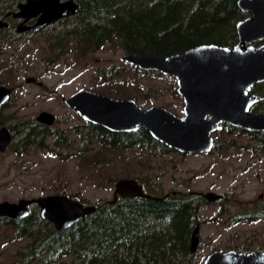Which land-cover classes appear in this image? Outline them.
<instances>
[{"label":"trees","instance_id":"16d2710c","mask_svg":"<svg viewBox=\"0 0 264 264\" xmlns=\"http://www.w3.org/2000/svg\"><path fill=\"white\" fill-rule=\"evenodd\" d=\"M74 1L78 4L77 12L58 22L66 23L71 19L75 22L66 24L57 36H50L49 49L55 54L48 60L56 61L70 50L84 56L106 44L118 45L124 53L156 57H166L200 44L232 47L236 42L235 24L244 17L236 0ZM124 69L127 73L130 69L139 75L162 76L159 72L140 70L129 64L126 68L110 65L106 70L96 69L98 86L105 89L104 93L111 91V95L128 97L127 90L133 87ZM171 80L175 83L173 78ZM252 91L260 100L250 111L264 112V82L254 86ZM140 92L141 89L136 90L131 97L145 101L147 96L140 95ZM0 117L2 126L4 118L1 111ZM7 127L16 133L22 130L17 140H14L13 133L9 146L16 154L27 153L33 148L47 149L52 156L65 159L75 153L87 163L99 164L97 167L102 168L108 165L106 155L109 152L137 148L161 155L178 153L144 129L112 132L86 121L66 128L31 121L14 122ZM220 131L245 134L258 143L254 149L264 150V132L246 131L227 123H223L217 132ZM49 136L53 137L51 144L47 143ZM127 177L135 178L144 192L162 199L118 197L115 202L104 200L93 204V213L63 230L55 229L52 223L31 209L26 218L0 217V230L9 229L13 240L25 241L16 251L21 264H53L67 257L72 262L83 264H124L128 261L161 264L193 260L195 253L189 246L191 233L200 224V201H197L201 199L207 203V200L194 193L171 191L162 194L160 186L152 184L147 176L141 174H128L124 178ZM118 179L109 177L105 182ZM251 202L232 215L233 223L264 221V202ZM249 248L244 243L239 250Z\"/></svg>","mask_w":264,"mask_h":264},{"label":"rangeland","instance_id":"374dc122","mask_svg":"<svg viewBox=\"0 0 264 264\" xmlns=\"http://www.w3.org/2000/svg\"><path fill=\"white\" fill-rule=\"evenodd\" d=\"M73 22L75 19L50 25L42 35H36L39 43L3 44L0 83L14 88L13 98L2 110L3 126L14 122H36L35 117L41 111L55 115L56 120L51 127L66 128L83 124L85 120L63 102L64 97L79 88L132 99L131 95L141 89L139 94L146 95L147 99L135 100L140 106H162L176 115H183L184 103L176 92V82L173 83L170 76L139 75L130 69L127 73L124 69L133 87L127 90L128 97L111 95V91L103 92L105 89L98 86L96 69L106 70L110 65L121 68L128 66L122 59L124 52L118 45L106 44L84 56L70 50L56 61L48 60L55 54L49 49L50 36H57L59 30ZM44 37L48 39L42 42L41 38ZM27 77H35L42 82V86L27 83ZM13 133L14 140H17L22 130ZM213 137L215 147L209 153L161 155L133 148L109 152L106 155L108 165L104 168L97 167L99 164L87 163L75 153L63 159L52 156L47 149L33 148L27 153L16 154L9 147L5 152H0V202L61 194L90 205L113 198L116 181L105 182L109 177L124 178L128 174H141L147 176L152 184L160 186L162 194L171 191H212L221 195L215 202L197 201H200V230L194 261H202L216 249L238 250L244 243L248 244L250 250L258 247L264 249L263 220L232 222V215L251 205L252 200L264 202V150L254 149L258 143L245 134L220 131L215 132ZM52 140L53 137H50L48 144ZM31 209L39 215L36 205H31ZM11 236V230H0V264H21L16 251L25 241L13 240ZM61 261L70 262V259L67 257Z\"/></svg>","mask_w":264,"mask_h":264},{"label":"water","instance_id":"95a60500","mask_svg":"<svg viewBox=\"0 0 264 264\" xmlns=\"http://www.w3.org/2000/svg\"><path fill=\"white\" fill-rule=\"evenodd\" d=\"M238 7L250 16L236 24L238 41L232 47L200 44L184 51L156 57L148 54L124 53L122 59L140 70H153L175 79L176 92L183 100V115H176L162 106H140L132 98H116L86 88H79L63 98L65 105L85 121L100 125L112 132H133L144 129L170 149L182 154L209 153L214 148L213 134L227 123L246 131L264 132V112H251L260 100L251 92L254 85L264 82V0H237ZM78 4L73 0H26L19 4L18 17L37 16L36 25L44 27L65 16L74 15ZM0 20V24H1ZM34 77L26 78L30 83ZM41 85L42 82H39ZM13 89L0 86V108L7 103ZM36 121L46 126L56 117L41 111ZM12 141V133L0 126V152H5ZM175 193V192H174ZM201 195L208 202L221 198L212 191ZM117 197H145L162 199L144 192L134 178H119L114 184ZM112 201V202H113ZM39 208V216L63 230L95 210L93 204L84 205L61 194L36 198H21L17 202H0V217L26 218L30 206ZM197 224L190 238V251L196 253L199 245ZM194 264H264V250L247 253L235 249L213 250Z\"/></svg>","mask_w":264,"mask_h":264},{"label":"flooded vegetation","instance_id":"af4514ba","mask_svg":"<svg viewBox=\"0 0 264 264\" xmlns=\"http://www.w3.org/2000/svg\"><path fill=\"white\" fill-rule=\"evenodd\" d=\"M25 1L26 0H0V20L2 21L1 24H0V45H3V44L4 45L15 44V43L29 44V43H34V42L35 43H39L36 35H39V34L42 35L44 32H46L49 29L50 25L59 23L58 21L60 19L55 21V22H53V23H50V24H48V25H46L44 27H41L40 25H38L39 26L38 27L36 25V22L38 20L37 16H33V17H29V18L16 16V13H18V11H19V4L23 3ZM62 1H65V0H62ZM236 5H237V0H236ZM237 7H238V5H237ZM238 9L241 12L244 13V17L239 19L236 22V24L239 21L244 20V19L248 18L251 15L249 11H243L239 7H238ZM69 16H71V15H69ZM65 17H68V16H65ZM65 17H63V18H65ZM236 24H235V33H236V42H237L238 41V35H237V31H236ZM47 39H48L47 37L41 38L42 42L47 41ZM236 42L234 43V45L236 44ZM263 43H264V40H254V41L251 42V44L254 45V46H259V45H261ZM39 82L40 81H38L35 78V80L32 83H37V85L42 86V84L40 85ZM256 85H254V86H256ZM0 86H1V83H0ZM4 86H6V85H4ZM7 87H10V88L13 89V92H12V95H13L14 94V88L11 87V86H7ZM253 87H252V89H253ZM252 89H251V92H253ZM253 93H255V92H253ZM12 95H11V97H12ZM9 100L7 101V103H5V105L6 104L8 105ZM5 105L0 108L1 113H2V110L5 108ZM35 121H36V119H35ZM86 122H88V121H86ZM35 123L41 124V123H39L37 121ZM42 125H44V124H42ZM37 127L42 128L39 125H37ZM10 132L12 133V141H13V135L14 134H13L12 131H10ZM49 139H50V136L47 138V143H48ZM214 145H215V140H214ZM9 146L7 148H9ZM117 198H116V200H117ZM113 200H114V195H113V198L110 201L112 202ZM115 201H113V202H115ZM232 249H234V248H232ZM235 250L237 252H242V253H247L249 251H252L250 249L246 250V251H242V250H239V249L238 250L235 249ZM256 250L257 251H262L264 249L260 248V249H256ZM224 251H227V250H224ZM196 261H198V260H195V261L194 260H191V261H170V262H164V263H161V264H194V262H196ZM200 262H202V261H200ZM53 264H83V263L77 262V261H74V262H72V261H70V262L57 261V262H54ZM124 264H160V263L159 262H147V261H128V262H125Z\"/></svg>","mask_w":264,"mask_h":264},{"label":"bare ground","instance_id":"6f19581e","mask_svg":"<svg viewBox=\"0 0 264 264\" xmlns=\"http://www.w3.org/2000/svg\"><path fill=\"white\" fill-rule=\"evenodd\" d=\"M69 17V16H68ZM38 26V25H37ZM39 27V26H38ZM26 29V28H25ZM258 104V103H257ZM252 110V109H251ZM93 213V212H92Z\"/></svg>","mask_w":264,"mask_h":264}]
</instances>
